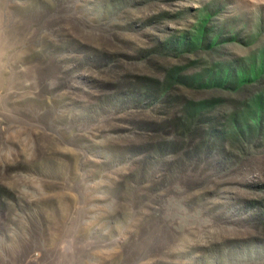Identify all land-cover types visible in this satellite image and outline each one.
I'll return each instance as SVG.
<instances>
[{
  "label": "rangeland",
  "instance_id": "obj_1",
  "mask_svg": "<svg viewBox=\"0 0 264 264\" xmlns=\"http://www.w3.org/2000/svg\"><path fill=\"white\" fill-rule=\"evenodd\" d=\"M0 264H264V0H0Z\"/></svg>",
  "mask_w": 264,
  "mask_h": 264
},
{
  "label": "trees",
  "instance_id": "obj_2",
  "mask_svg": "<svg viewBox=\"0 0 264 264\" xmlns=\"http://www.w3.org/2000/svg\"><path fill=\"white\" fill-rule=\"evenodd\" d=\"M194 126V125H193Z\"/></svg>",
  "mask_w": 264,
  "mask_h": 264
}]
</instances>
